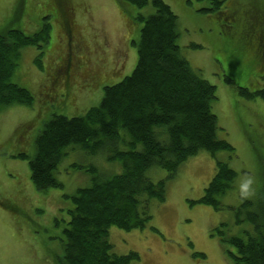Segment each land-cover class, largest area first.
Wrapping results in <instances>:
<instances>
[{
  "label": "rangeland",
  "instance_id": "rangeland-1",
  "mask_svg": "<svg viewBox=\"0 0 264 264\" xmlns=\"http://www.w3.org/2000/svg\"><path fill=\"white\" fill-rule=\"evenodd\" d=\"M61 1L72 4L70 32L66 29L67 6L59 5ZM164 1L178 15L181 53L216 86L212 109L218 119L217 136L230 142L234 150H220L215 155L201 150L173 178L161 167L148 169L152 180H166L165 200H150V225L131 230L112 226L108 239L118 254L138 252L140 260L135 264H236L226 251L231 247L221 242L213 228L225 222L228 235L254 232L248 219L237 223L236 211L227 205L239 207L248 199L253 201L251 211H264V99L243 98L237 89L264 87V53H258L255 41L258 30L264 29V0H225L220 13L203 11L209 6L206 0ZM123 2L0 0V34L11 28L33 34L44 22L51 25L42 68L35 61L39 49L28 45L21 49L12 77L32 91L33 104H12L0 110V264H55L54 259L62 254L68 218L65 208L71 205L64 194L91 183L90 176L70 167L72 162L93 163L107 173L108 168H112L110 173L121 172L120 162H110L107 152L90 154L69 147L57 175L64 186L38 190L31 180L29 157L36 153V137L54 114H83L99 104L105 85L122 80L135 68L138 49L132 40H139L142 23L134 17L136 12L147 14L152 8L138 9ZM71 48L89 68L99 71L98 85H83L87 82L83 76L70 85L53 80L54 68ZM21 152L28 158L17 155ZM219 159L237 176L232 188L219 197L224 207L217 209L199 199ZM247 177L254 180L252 191L241 196L238 185Z\"/></svg>",
  "mask_w": 264,
  "mask_h": 264
},
{
  "label": "trees",
  "instance_id": "trees-1",
  "mask_svg": "<svg viewBox=\"0 0 264 264\" xmlns=\"http://www.w3.org/2000/svg\"><path fill=\"white\" fill-rule=\"evenodd\" d=\"M118 1L138 9L152 8L147 14L136 12L134 17L142 23L139 40H132L138 49L135 68L122 80L105 85L99 104L83 114H54L36 137V153L29 157L31 180L38 190L64 186L57 175L69 147L90 154L107 152L110 162L121 164L119 173H110L112 168L103 172L93 163L70 164L73 170L90 176L91 183L73 194H64L71 205L65 208L68 218L62 254L54 259L55 264H135L140 260L138 252H114L108 236L112 226L131 230L150 225V200H165L166 180H152L147 170L161 167L168 171V178H173L179 167L201 150L214 155L220 150H234L230 142L217 136L218 119L212 109L216 86L203 78L181 53L178 15L171 6L164 0ZM206 1L209 6L203 11L223 10L225 0ZM64 6L66 29L70 32L72 4ZM125 15L131 22L128 11ZM50 30V23L44 22L33 34L19 28L0 34V110L12 104H33L32 91L12 81V77L21 49L28 45L39 49L35 61L42 68L43 46L49 42ZM247 37L250 42L254 40L251 32ZM255 41L258 53L263 54L264 29L258 30ZM71 53L69 50L67 58L54 68L53 80L57 78L63 85H70L76 77ZM64 66L67 67L63 69ZM226 81L235 84L230 77ZM62 89L66 94V86ZM237 89L243 98L264 99V87ZM17 155L28 158L25 152ZM236 176L227 162L217 160L216 172L199 201L217 209L224 207L219 197L232 188ZM252 206L253 201L245 199L239 207H226L236 211L237 223L248 219L254 232L228 235L225 222L213 228L221 242L231 247L226 251L236 264H264V211H251Z\"/></svg>",
  "mask_w": 264,
  "mask_h": 264
},
{
  "label": "flooded vegetation",
  "instance_id": "flooded-vegetation-1",
  "mask_svg": "<svg viewBox=\"0 0 264 264\" xmlns=\"http://www.w3.org/2000/svg\"><path fill=\"white\" fill-rule=\"evenodd\" d=\"M72 49V53H71V59L75 60L74 63V71H75V76L73 80L78 79L80 76L82 77V79L86 80L87 82H85L83 85H87L91 86L93 83H96L98 81V77L100 75L99 71L96 70L95 68H89L85 62H83L81 60L82 56L78 55L76 52L73 51ZM67 66H64L63 69H65Z\"/></svg>",
  "mask_w": 264,
  "mask_h": 264
},
{
  "label": "clouds",
  "instance_id": "clouds-1",
  "mask_svg": "<svg viewBox=\"0 0 264 264\" xmlns=\"http://www.w3.org/2000/svg\"><path fill=\"white\" fill-rule=\"evenodd\" d=\"M254 180L252 177H247L243 179L242 182L239 183V192L241 196H247L251 193V185L253 184Z\"/></svg>",
  "mask_w": 264,
  "mask_h": 264
}]
</instances>
